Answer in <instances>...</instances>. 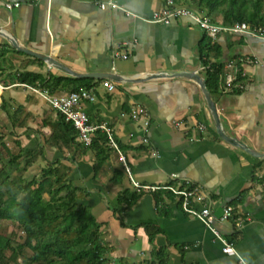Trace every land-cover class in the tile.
<instances>
[{"label":"crops","instance_id":"obj_1","mask_svg":"<svg viewBox=\"0 0 264 264\" xmlns=\"http://www.w3.org/2000/svg\"><path fill=\"white\" fill-rule=\"evenodd\" d=\"M16 1L20 5L7 6ZM103 1L108 0H0V47L8 45L0 70L1 168L7 166L12 177L31 178L49 164L62 165L77 192L85 194L81 203L101 226L109 247L107 264H158L161 250L163 264H242L241 258L247 264H264V38L224 32L212 40L218 51L209 55V63L222 62L225 72L236 76V85L224 91L222 81L218 89H208L223 130L241 141L239 146L218 133L198 79L175 75L192 71L206 79L201 45L205 35L211 38L207 31L189 16L168 23L148 21L166 0H113L117 7H102ZM5 32L85 75L69 74L17 50ZM229 61L237 65L229 68ZM22 72L40 73L45 79L50 74L88 79L95 97L82 107L92 123L113 128L134 178L151 186L200 185L215 215L214 226L237 254L225 252L223 241L166 189H144L132 205L121 204L122 192L139 190L118 153L107 145V136V157L96 169L90 144L67 128L40 87L18 81ZM70 90L62 84L54 94ZM136 107L146 109L147 129L143 116L133 117ZM14 156L19 164L12 166ZM44 197L49 199V194ZM228 205L233 215L223 219ZM5 226L11 227L10 234ZM152 227L159 229L153 239ZM16 229L18 222L0 221V235H13ZM16 237L14 242H19L21 237ZM24 253L33 252L27 248Z\"/></svg>","mask_w":264,"mask_h":264},{"label":"trees","instance_id":"obj_2","mask_svg":"<svg viewBox=\"0 0 264 264\" xmlns=\"http://www.w3.org/2000/svg\"><path fill=\"white\" fill-rule=\"evenodd\" d=\"M192 2L215 23L233 25L245 21L251 26H264V0ZM219 15L222 16L221 21L217 19ZM7 46L0 47V70L5 63ZM215 51H218L216 44L205 35L201 45L202 62L209 63V55ZM223 67L222 62H217L206 69V82L210 90L220 87L225 74ZM18 81L42 90L47 89L51 94L62 84L68 85L70 92L91 86L88 79L51 74L49 79H45L42 74L33 72L20 73ZM62 117L67 128L77 132L73 123L65 120L63 115ZM103 144H106V135L99 131L90 144V148L96 153V169L107 157ZM13 159L9 161L10 165L19 164L17 156ZM63 168L62 165L49 164L43 167L39 177L31 178L21 175L12 177L7 166L0 169V221L9 219L14 223L18 222V229L23 232L19 242H14L16 233L0 235V260L3 264H107L105 254L109 247L105 245L101 235V226L90 208L81 203L85 194L77 192L78 188L71 184L68 173ZM165 192L172 195L170 190ZM45 193L49 194V199L44 197ZM142 193L125 190L121 193L119 202L130 206ZM156 196L159 202L161 198ZM152 228L149 232L151 239L159 231L158 228ZM27 248L32 250V255L24 253ZM9 250L10 255L7 254ZM161 252L162 250L157 252L158 264H163ZM19 256L23 258L21 263L18 262Z\"/></svg>","mask_w":264,"mask_h":264},{"label":"built area","instance_id":"obj_3","mask_svg":"<svg viewBox=\"0 0 264 264\" xmlns=\"http://www.w3.org/2000/svg\"><path fill=\"white\" fill-rule=\"evenodd\" d=\"M108 3L111 4V6L113 7L118 6V4L115 3L113 0L101 2V6L105 7L106 4ZM18 5H20L19 1L13 3H7V6L10 8ZM183 16H189L193 21L199 24V26L202 29L207 31V33L211 36L212 40H215L220 33H224V32H232V33H240V34L246 33L264 38L263 25L251 26L245 21L240 23L238 22L233 25L218 24L213 22L206 13L196 12L195 10L188 8L187 6L178 4L175 0H166L164 7L155 11L152 17L147 20L155 23L158 22L168 23L172 18H178ZM244 60L246 59L245 58L240 59V61H244ZM233 64L237 65L234 63V61H229L227 63V66L234 67ZM210 65H211L210 63L203 64L202 69L206 70L207 68L210 67ZM235 79L236 76H233L231 73L225 72L222 80L224 82V87H225L224 91L231 90L235 87L236 85ZM24 85H26V83H24ZM105 85L108 87L109 90L114 89V85L109 81H107ZM39 92L43 95V97L55 110H57L60 114H62L65 117L67 121L73 123L81 141L85 142L86 144H91L97 132L100 131L106 134L107 145L118 153L122 166L125 170V173L128 175V178L132 182L134 188H136L139 191L144 189L170 190L175 196L179 198L183 210L186 213L201 219L205 223V225L208 226L217 235V237H219L223 241L224 243L223 250L225 252H234L237 254L234 245L223 239L219 234L218 230L216 229V227L214 226L215 215L212 212L210 206L204 202L206 196L200 185L188 182L180 186L174 184L151 186V185L141 184L134 178L132 168L127 161L126 155L120 149L113 128L110 125H108L106 122L92 123L89 119L87 112L82 107L83 102L94 99L95 95L91 89L81 88L78 91H72L62 94H51L48 93L47 90L46 91L43 90ZM132 115L134 118H139L140 116H143L145 129H147V127L150 124V120L149 117H147L146 109L144 107L134 108L132 110ZM199 128L200 130H203L205 126L201 124L199 125ZM232 215H233V207L230 205L226 206L223 213V219H227ZM241 262L242 264H247L245 260L242 258H241ZM0 264H3L1 260H0Z\"/></svg>","mask_w":264,"mask_h":264},{"label":"water","instance_id":"obj_4","mask_svg":"<svg viewBox=\"0 0 264 264\" xmlns=\"http://www.w3.org/2000/svg\"><path fill=\"white\" fill-rule=\"evenodd\" d=\"M6 38L9 40L10 44L15 47L17 50L19 51H23L27 54H30V55H33V56H36L44 61H46L48 64H50L51 66H54V67H57V68H60L64 71H66L67 73L69 74H72V75H75V76H84L85 74L84 73H80V72H77V71H73L72 69H70L69 67H67L65 64H63L62 62L58 61L57 59H55L54 57H51L49 55H46V54H43V53H39L35 50H32L26 46H24L22 43H20L11 33H3ZM183 74H187L188 77H195L196 79H198L200 85H201V88L205 94V97L207 99V102L210 106V108L212 109V113H213V116L215 118V121H216V125H217V131L218 133L220 134V136L225 139L226 141L230 142V143H233V144H236V145H239L240 146V143L241 141H239L238 139L228 135L225 133V131L223 130V127H222V124H221V119H220V116L217 112V108H216V105L214 103V100L212 99V95L207 87V84H206V79L202 78L201 75H199L198 73H193L191 71V73H184V72H180V71H177V73H175V75H180L182 76ZM105 77H110L109 75H106ZM243 147V145H242ZM244 149H246V151L250 152L251 154H254V155H257V156H260L261 153H256L255 151H253L252 149H250L249 147H243Z\"/></svg>","mask_w":264,"mask_h":264},{"label":"rangeland","instance_id":"obj_5","mask_svg":"<svg viewBox=\"0 0 264 264\" xmlns=\"http://www.w3.org/2000/svg\"><path fill=\"white\" fill-rule=\"evenodd\" d=\"M180 3H182V5H186V6H188V7H190V8H195V9H198V6L195 4V3H193L192 2V0H180ZM0 168H1V165H0ZM10 229H11V227L10 226H5V234H10ZM16 235H17V237L16 238H18V240L20 239V236L22 235L21 234V230L20 229H16ZM18 231L20 232V233H18ZM23 233V232H22ZM21 234V235H20ZM9 252V251H8ZM7 252V253H8ZM23 261V258L21 257V259H20V261H19V263H21Z\"/></svg>","mask_w":264,"mask_h":264}]
</instances>
